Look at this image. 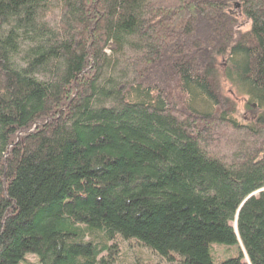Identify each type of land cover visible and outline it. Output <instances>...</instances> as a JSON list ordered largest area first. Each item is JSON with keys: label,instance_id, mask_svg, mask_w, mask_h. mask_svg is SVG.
Instances as JSON below:
<instances>
[{"label": "trees", "instance_id": "obj_1", "mask_svg": "<svg viewBox=\"0 0 264 264\" xmlns=\"http://www.w3.org/2000/svg\"><path fill=\"white\" fill-rule=\"evenodd\" d=\"M235 1L246 32L230 0H0V264H264V0Z\"/></svg>", "mask_w": 264, "mask_h": 264}, {"label": "rangeland", "instance_id": "obj_2", "mask_svg": "<svg viewBox=\"0 0 264 264\" xmlns=\"http://www.w3.org/2000/svg\"><path fill=\"white\" fill-rule=\"evenodd\" d=\"M230 8L229 11L233 15V17L237 21V29L241 32H246L249 29V22H247L241 16V10L237 7V3L235 0H230ZM220 64H223V61H219ZM225 68L222 67V70ZM223 90L224 95L229 97L237 108L236 116L240 121H249L252 117L255 116L254 109H247V100L243 97H240L233 93L225 82H223ZM117 262L115 264H165L160 259L146 251L145 249L132 245L127 242L118 241L117 242ZM225 247L220 245H212V249L214 254L217 257L222 256H234L233 248H230V253L225 252ZM23 264H37V259L31 255H27L25 258V262Z\"/></svg>", "mask_w": 264, "mask_h": 264}]
</instances>
